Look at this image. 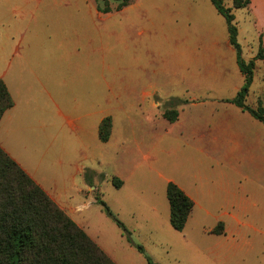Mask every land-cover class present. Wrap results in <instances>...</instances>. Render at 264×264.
<instances>
[{"label": "rangeland", "instance_id": "1", "mask_svg": "<svg viewBox=\"0 0 264 264\" xmlns=\"http://www.w3.org/2000/svg\"><path fill=\"white\" fill-rule=\"evenodd\" d=\"M57 1L55 11L33 8L27 24L38 46L77 50L71 70H37L43 84L54 82L52 101L75 127L54 107L32 105L28 111L42 127L11 125L6 136L15 157L117 264H258L261 244L218 247L225 237L205 233L216 221L198 205L184 231L170 224V182L212 215L220 213L216 178H207L212 156L200 153L193 133L200 127L192 126H209L220 99L235 98V87L245 82L226 19L210 0H136L121 11L115 0ZM224 4L248 64L259 51V30L247 9H234L233 0ZM248 104L264 108V62L254 70ZM175 110L177 121L165 118ZM107 117L112 133L104 143L98 127ZM77 163L85 172L73 181Z\"/></svg>", "mask_w": 264, "mask_h": 264}, {"label": "crops", "instance_id": "2", "mask_svg": "<svg viewBox=\"0 0 264 264\" xmlns=\"http://www.w3.org/2000/svg\"><path fill=\"white\" fill-rule=\"evenodd\" d=\"M58 4L57 0L48 2L45 0H0V79L5 82L14 102V106L5 113L0 122V146L21 167L23 166L15 157L10 140L6 136L11 130V125L18 124L27 131H33L35 126L41 128L42 125L38 120L32 119L33 112L28 111L32 105L54 107L55 115L60 120L65 119L63 112H58L55 102L52 101L55 99L54 90H52L54 82L43 84L37 76V70L38 67L44 65L67 67L71 70L76 62L74 58L77 56V50L53 43L49 46H38L34 42L35 38L30 39L33 29L27 24L28 18L34 15L33 8L42 10V7L44 9L46 7L48 11H55ZM246 9L259 30L260 43L262 41L264 44V0H251L250 6ZM93 26H96L95 22ZM188 61L185 65L187 67L191 64ZM260 62L264 61H256V67ZM240 89L241 87L236 86L235 92L238 93ZM248 98L247 105L257 108L258 105L248 104ZM226 100L231 99H220L223 102L222 106L211 113L214 116L217 113V117L210 122L209 126L203 128L201 122L199 125L193 124L192 126L193 128L200 127L193 130L197 136L195 137L196 146L200 153L208 157L212 156L210 174L207 178H216V191L222 196L219 202L220 213L212 215L210 209L204 208L192 196L189 195V197L194 202V208L198 205L216 221L217 224L215 223L209 229L206 228L205 233L221 237L220 239L225 237L223 239L226 240L224 242L226 244L219 242L218 247L236 248L240 243L251 247L258 243L264 249V201H259L257 197L262 195V199L264 198V123ZM204 104L201 103V105ZM23 108H26L28 113L19 116ZM200 119L205 120L203 117ZM65 120L70 127H75V120L69 117ZM212 122L214 123L211 124ZM28 134V136L32 135V133ZM23 170L33 179L24 167ZM73 171L70 176L73 181L85 172L80 163L74 166ZM170 181L172 180H168ZM38 185L59 205L56 197L50 195L51 193H48L42 185ZM72 190L82 193V189L78 188L75 183H73ZM182 190L186 193L184 189ZM83 206L88 205L85 203L78 208ZM59 207L67 214L61 205ZM76 210L77 208L73 207L70 209L72 213ZM220 224L223 225L224 231L223 234L217 235L213 232ZM246 228L251 229L255 235L247 234ZM87 235L91 238L88 233ZM92 240L97 243L94 239ZM100 248L115 262L102 247ZM260 255L256 257L258 264H264V253Z\"/></svg>", "mask_w": 264, "mask_h": 264}, {"label": "trees", "instance_id": "3", "mask_svg": "<svg viewBox=\"0 0 264 264\" xmlns=\"http://www.w3.org/2000/svg\"><path fill=\"white\" fill-rule=\"evenodd\" d=\"M121 11L136 0H115ZM218 14L228 25L230 45L238 55V66L244 76V85L236 97L226 100L255 119L264 123V108H252L247 98L254 82L256 61H264V44L261 41L256 57L248 64L242 58L238 43L235 16L225 0H210ZM234 9H246L251 0H233ZM107 3L105 12H110ZM14 106L13 99L0 79V122ZM178 111H166L165 118L177 121ZM112 119L105 118L99 126V139L107 143L111 138ZM116 187L121 181L113 180ZM170 205V224L178 232L184 231L193 212V200L176 184L167 186ZM103 203V202H102ZM109 212V211H108ZM220 224L213 233L223 234ZM144 252L142 247H139ZM0 264H116L87 233L81 229L51 197L9 156L0 146Z\"/></svg>", "mask_w": 264, "mask_h": 264}]
</instances>
